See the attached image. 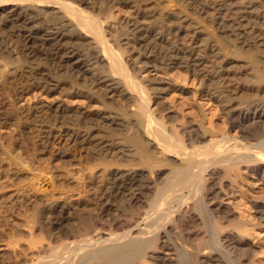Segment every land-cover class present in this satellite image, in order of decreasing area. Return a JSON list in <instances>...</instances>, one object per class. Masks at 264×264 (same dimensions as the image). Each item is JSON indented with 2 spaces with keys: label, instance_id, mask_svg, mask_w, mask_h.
<instances>
[{
  "label": "bare ground",
  "instance_id": "obj_1",
  "mask_svg": "<svg viewBox=\"0 0 264 264\" xmlns=\"http://www.w3.org/2000/svg\"><path fill=\"white\" fill-rule=\"evenodd\" d=\"M114 1L113 10L109 11L105 20L113 24H110V30H116L109 31L112 36L121 35L118 33L121 25L124 36L118 42L115 37H111L115 38L116 43L112 39L113 44H108V37L104 35L106 31L103 33L105 28L102 29L98 19L97 22L93 17L80 14L76 8L72 9L74 6L70 7L64 1L0 0L1 28L24 34L30 41L38 39L54 54L63 51L64 55L60 58L64 67L78 76L92 77L89 84L101 85L108 94L131 99L133 94L129 90L134 89L135 103L130 107L129 115L140 127L141 137L144 138L141 141L123 138L126 144H131L127 145L134 149L139 162L134 166L118 164L111 170L108 205L110 210L114 207L116 213L109 219L108 226L94 223L93 230L66 229L70 211L62 205L52 224L61 229L63 240L58 245H47L44 250L37 247L41 245H27L28 249H36V252L25 258L30 251L26 250L29 252L25 256L20 254L26 248L22 252L18 251L20 256H24L23 261L20 259L21 264H264V109L259 105L234 106L222 99L220 93L200 91L204 85L202 78L193 74V68L200 61L197 54L180 51L160 62L161 66L152 65L150 59L154 58V44L151 45L146 28L148 18L137 12L122 16L127 2ZM52 2L63 6L69 17H60L63 14H59L57 22L50 19L52 22L38 23V16L46 15ZM79 2L88 3L87 0ZM172 12L164 11L163 16L173 19L175 14ZM56 13L53 15L57 16ZM221 25L219 28L225 33L234 28L222 22ZM75 26L93 36L88 43L90 48L83 50L72 47L73 44H66V39L71 38L69 30L77 28ZM33 28L36 32L31 31ZM178 32H183V28H178ZM117 37L120 39V36ZM153 38L160 39L157 36ZM129 48L137 54L132 61L136 60L138 80L133 75L135 73H129L127 63L122 60ZM216 52L219 53V50ZM100 62L107 65L109 73L108 76L95 78L93 76L97 73L94 75L89 72L102 65ZM180 71L185 75L182 76ZM120 80L125 83L124 86ZM152 80H159L160 84L166 85L171 83L190 93L187 92L192 96L193 112H196L192 125L168 132L164 122L154 117L146 88H141V81ZM38 88L46 89L43 85ZM75 93L67 97H52L49 102L51 109L63 115L62 110L79 104H76L78 95ZM224 103L226 112L220 115L219 109ZM89 104L86 107L88 113L99 109L97 105ZM44 143L54 146L56 155L61 158L67 157V152H61V148L74 152L83 148V140L78 133H70L61 127L50 130ZM149 146L156 151L157 156L152 155ZM125 153V150L120 152V157L127 156ZM117 197L127 198L136 210L128 212L112 205ZM19 255L15 258L19 259Z\"/></svg>",
  "mask_w": 264,
  "mask_h": 264
},
{
  "label": "rangeland",
  "instance_id": "obj_2",
  "mask_svg": "<svg viewBox=\"0 0 264 264\" xmlns=\"http://www.w3.org/2000/svg\"><path fill=\"white\" fill-rule=\"evenodd\" d=\"M52 1H64L70 7L74 6L72 9L76 8L80 14L98 19L102 29L105 28L103 33L106 31L104 35L108 37V44H113L115 38L116 42L123 39L122 25L118 30L121 35L112 36L109 32L114 30L109 29L112 23L108 24L107 22L111 21L105 20L109 11L113 10L114 0V3L112 0H87L86 4L80 3L79 0ZM124 1L127 3L125 8L123 7L125 12L122 16L137 12L148 18L149 24L146 28L150 34L151 45L154 44V58L150 59L152 65L158 64L159 67L160 62L169 59V55L180 51L197 54L200 61L199 65L193 68V74L202 78L204 85L200 91L220 93L222 99L234 106L259 105L264 109V0ZM50 6L53 8H49L48 12H45L46 15L38 16V23L57 22L59 14H63L60 17H69L63 6L54 2ZM50 10L54 14L57 12V16L52 12L51 15ZM164 11H173L174 18H165ZM221 22L234 28L225 33L219 28L222 27ZM181 27L183 32L179 33L178 28ZM77 28L69 30L71 38L66 39V44H73L72 47L79 49L90 48L88 43L90 44L93 36H90V32L87 34ZM31 31L36 32L34 28ZM117 36H120V39ZM154 36L160 39L155 40ZM129 50L130 48L126 49L128 53L124 54L122 60L128 64L126 66L130 70L129 73H135L133 75L138 80L136 60L132 61L137 54ZM62 52L54 54L38 39L30 41L24 34H16L8 28L0 27V264L9 261L13 264L19 261L16 264H21L25 254L30 251L25 256L27 258L36 252V249H28L27 245H41L37 246L40 250L46 249L47 245H58L60 240H63L62 232L52 222L55 221L62 205L70 211L65 223L68 224L66 229L93 230L94 223L108 226L109 219L116 213L114 207L110 210L108 205L111 170L118 164L134 166L139 162L134 149L128 146L131 144L128 142L127 145L123 139H144L141 137L140 127L129 115L130 107L135 103V90H129L133 99L108 94L101 85H98L101 86L99 88L89 84L92 77L78 76L64 67ZM99 64L104 66L100 65L89 73H97L93 76L95 78L108 76L107 65L101 62ZM180 74L185 75L183 71H180ZM158 81H141L143 87L140 86L142 89L146 88L149 107L154 117L164 122L168 132L192 125L196 112H193L190 93L182 87H174L171 83L160 84ZM123 83L121 81L120 84ZM144 84H147L146 87ZM39 85L45 86L46 89L38 88ZM74 93L78 95L76 104H79L62 110L63 115L62 112L56 114L51 109L49 102L52 97H67ZM225 103L220 106V115L226 112ZM88 104L97 105L99 109L96 113H88ZM59 127L68 129L70 133H78L83 140V148L77 152L61 148V152H67V157L57 156L55 147L44 143V140L50 130ZM78 128L80 131H77ZM123 150L127 156L122 158L120 152ZM149 150L153 156H157L152 147L149 146ZM112 202V205L122 210H136L125 197H117ZM29 241L33 243L29 244ZM8 245H12V249L7 247ZM17 246L22 247L19 250ZM23 250L29 251L25 253ZM18 251H23L20 255L24 256H20ZM18 255L19 259H16Z\"/></svg>",
  "mask_w": 264,
  "mask_h": 264
}]
</instances>
